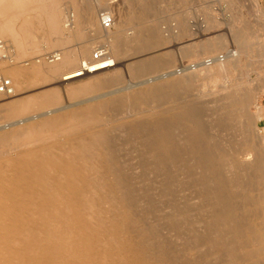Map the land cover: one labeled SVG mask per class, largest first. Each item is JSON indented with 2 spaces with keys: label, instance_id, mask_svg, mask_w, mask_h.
Returning <instances> with one entry per match:
<instances>
[{
  "label": "bare ground",
  "instance_id": "1",
  "mask_svg": "<svg viewBox=\"0 0 264 264\" xmlns=\"http://www.w3.org/2000/svg\"><path fill=\"white\" fill-rule=\"evenodd\" d=\"M100 2L101 0H90L89 5L98 6ZM83 6L85 7V3ZM60 11L57 0H0V36L10 37L15 44V47L12 44L11 57L6 59L0 54V75L11 80L15 90L14 97L21 95L20 91L24 88H31L36 80L41 81L40 84L48 83L47 86L53 80L69 86L72 81L89 75V82L69 86L68 95L72 99L118 82L99 76V73H105L114 67L116 59L110 60L106 65L95 63L93 56L90 58V51L96 43L93 37L80 40L81 49H76L77 53L62 47L70 41L64 40L65 37L63 40L59 39V34L64 32L58 16ZM78 17L76 20L89 24L94 34L101 36L104 31L101 41L109 43L112 54L119 56L120 38L126 24L113 18L117 33L112 34L109 30H103L100 25L101 31L93 18L86 21V18ZM36 38L40 39L35 40ZM40 43H48L49 48H59V51L51 53V62H45V59L41 62L40 56L38 63L34 59L37 55L34 57L31 53L34 58L31 56L24 61L27 64L20 66L21 64L16 63L21 56L31 55L28 52L33 49L26 48L27 46L35 47V44ZM238 58V55L234 58L236 63ZM227 63L222 60L214 66L217 68L208 66V76L213 74L214 69H218V73L219 70L226 71L229 68ZM192 76V79H197L199 75L196 73ZM149 92L153 93L152 97L161 98L156 89L148 90ZM27 95L25 99L17 97L12 100L0 95V113L5 112L9 117L21 119L28 115L25 119L9 122L7 126L0 125V129H4L21 125L22 122L28 123L25 127L0 133V264H208V259L213 264H221L228 252L231 255L223 264H240L241 259L245 261L242 264H264L263 225L256 227L254 222L252 224L246 218L241 219L233 205L237 193L244 186L240 183V173L255 169L260 172L259 178L264 179L260 158L257 153H253L252 148L236 153L233 158L231 154L224 152L214 156L195 150L201 147L196 142L199 139L197 132L200 125L196 127V123L190 120L191 110L188 109L178 112L179 108L175 111L184 118H180L178 122L172 119L175 117L173 111L169 112L170 122L152 119L149 123V142H146L147 147L151 148V155H159L157 158L162 155L163 159L165 156L166 160L161 163L166 164L170 156L173 159L175 153L184 147V141H191V172L193 175L196 173L199 186L205 189L203 200L195 198L193 200L197 201L185 203L186 208L182 202H176L172 206L166 203L167 206L162 207L161 203L168 200L167 197L172 189L175 191L176 184L171 181L167 169L157 170L154 175L152 168L144 170L156 180L153 184L150 183L151 193L147 190L148 185L136 183L134 179L133 183L127 184L123 175L129 169L116 157L112 143L114 138L103 123L105 115H102V111L108 104L77 108L79 104L73 102L74 104L61 106L57 90H45L36 96ZM140 99L142 98L139 96H131L127 100L134 104ZM116 104L120 103L111 105ZM239 110L243 109L239 106ZM187 114L190 117L188 119ZM194 118L197 117L192 119ZM170 123L173 124L171 128L168 127ZM138 128L140 127H136ZM177 131L182 135H174ZM225 159H229L230 163L227 161L229 164L225 167L221 165L220 169L219 163H224ZM222 169L225 172L222 173ZM206 199H210L209 202ZM204 202H208V212L202 213L208 215L198 219L200 212L197 210H201ZM262 202V199L258 202L259 208ZM220 208L225 213L216 212ZM185 227L186 231L188 227L190 229L189 238L185 240L189 245L187 248L184 247L182 236ZM201 232L207 236L202 234L206 238L198 241L196 236ZM219 242H223L224 248H221ZM235 252H240L241 258L240 255L236 257ZM221 253H224V259Z\"/></svg>",
  "mask_w": 264,
  "mask_h": 264
},
{
  "label": "rangeland",
  "instance_id": "2",
  "mask_svg": "<svg viewBox=\"0 0 264 264\" xmlns=\"http://www.w3.org/2000/svg\"><path fill=\"white\" fill-rule=\"evenodd\" d=\"M70 1L71 0H57L61 10L58 16L61 20L62 30L65 32H63L64 35L62 40L64 37H67L68 39L64 38V40L70 41V43L62 45L64 49L67 47V51L71 50L77 53V50L81 49L80 42H75L70 38L74 29L69 26L74 23L78 16V19L86 18V21L87 19L89 20V18H93L94 21L96 20L100 30V14L104 11L112 15L117 21L119 20L122 21L124 25L126 24L123 27L124 32L121 34L122 37L120 39L122 41L119 47L120 53L123 52L121 54L119 53V56L112 54V46L109 43L104 40L101 41L102 35L105 33L103 30H101L103 31L101 36L100 34H94V31L91 30V37L96 39V43L92 46L90 58L98 50L104 49L110 60L116 59V65L109 68L105 73H99V76L105 79L108 78L107 80H116V82L118 80V82L97 92L88 93L79 98L72 99L68 95L69 86L89 82L91 80L89 75L82 76L72 81L69 83V86L60 81L55 82L56 80H53L54 82L52 81L47 86L48 83L40 84L41 81L36 80L31 87L33 89L24 88L20 91V93H22L21 95L7 100H12L17 97L25 99L27 98V94V96H36L45 90H57V97L60 100L61 106L71 105L73 102L77 105L79 104L77 108L86 105L100 106V104H108L102 111V115H105L103 117V123L110 130L111 137L114 138L112 143L115 146L114 150L116 151V157L129 169V171H124L123 175L126 182H128L127 184L133 183L134 180L136 183L146 184L148 185L147 190L151 193L150 183L153 184L156 180L152 179V176L150 177L149 172H144V170L149 168H152L154 175L157 170V172H159L160 170L167 169L171 181L176 184L175 191H173V189L170 191L167 197L168 200L161 203L162 207H166L167 204H171L172 206L176 202H182L186 208L185 203H193L198 199L203 200V195H205V189L199 186L196 173L193 175L191 172L193 171L191 168L192 161L190 159V157H192L191 150H193L191 146L193 143H191V141L183 140L185 142V148L182 146L183 148L181 147L179 149L180 152L178 151V153H175L174 157L176 159L174 157L171 159L170 156L166 164H162V160H166L165 156H163L164 159L161 158L162 155H160L159 158H157L159 155H156V157L155 155L152 156L150 153L151 148L147 147L146 142H149L150 121L159 118L162 121L170 122L172 120H170L169 112L172 113L173 111V115L179 119L174 116L172 119H176L175 121L178 122L184 119L179 113L177 114L175 112L179 108L180 109L177 110L178 112L188 109L191 110L190 117H197L192 119L188 114V117L186 115L187 119L190 118V120L196 123V127L200 125L198 126L200 127L199 133L197 132L199 139L196 140V142L201 145V147L195 150L208 152L209 155L214 156L220 152H224L229 155L231 154L233 158L236 153H241V151L244 152V150H251L252 148L253 153H257L256 155L260 158L262 169H264V0H101L100 6L89 5L90 0ZM83 2L85 3V7L83 6ZM73 7L76 10L73 9ZM76 11L79 12V14ZM69 23H71V25H68ZM87 25L89 29L90 26L89 24ZM144 27L147 28L145 29ZM149 28L151 29L147 30ZM109 32L115 34L117 33V29L113 27ZM6 37L0 36V39H4L8 46H11L9 47V51H7V56L11 57V54H13L12 47H15V44H13L10 37ZM38 39L40 38H36L35 40ZM217 39L221 41V43ZM97 40H99V42ZM140 40L141 42H139ZM47 44L48 43L35 44V47L27 46L26 48L33 49L29 50L28 55L32 53L34 57L35 54L38 57L36 56L34 58L32 54L29 56L27 55L28 57L21 56L17 61L15 60L16 63L19 65L21 64L20 66L25 65L27 62L24 61H27L31 56L36 59L38 63H40L41 60L44 61V59L45 62H51L50 55H53L51 53L59 51V48H49L50 45ZM209 45L212 48L209 47ZM237 55L239 58L236 63L234 58ZM217 57H223L221 60L225 63L228 62L229 68L226 71L219 70V73L218 69H214L213 74L208 76V66L201 65V61L210 58L216 59ZM230 61L231 64L233 63L232 65ZM219 62L221 61L214 60L209 67L212 68ZM200 71H205L207 73H198ZM196 73L199 76L197 79L193 78V80L192 75ZM187 78L189 79L187 80ZM210 79L213 80L211 81ZM206 82H208V86H206ZM152 89L158 91L157 93L161 96L160 99L152 97L153 93H148V90L152 91ZM28 90L30 91L27 92ZM240 95L242 96L240 97ZM131 96H139L142 98L140 99L142 101L139 100L140 102L137 101L134 102V104L130 103L127 99ZM249 96L251 98H249ZM120 98L122 100H120ZM102 101L104 102L102 103ZM112 103L120 104L112 106ZM242 105L245 107H242ZM173 106L176 107L174 108ZM239 106L243 110H239ZM1 114L3 118L0 117V125L3 126H7L9 122L13 123L25 119V117L28 116L26 114L22 116L24 118L21 119L18 117H9L5 112L0 113V116ZM125 120L129 121V123H126L127 121ZM27 124V122H22V124L18 126H8L4 129H0V133L10 132L17 127H25ZM172 125L173 124L170 123L168 127L171 128ZM136 127L140 128L136 129ZM180 134L182 135L180 131H177V134L174 133L176 136ZM140 136L142 138H140ZM184 154L186 157H184ZM227 161L229 162L230 160L225 159L224 163L221 161L219 163V168L221 169L223 165L224 167L228 165L230 162L228 163ZM162 167L165 168L162 169ZM221 172L223 173L225 171L222 169ZM222 173L219 175H222ZM242 174L240 173L242 176L240 183L244 186L237 193L234 200L235 203H233L237 209L236 214L243 220L246 218L248 222H254L256 227L262 224L264 228V179L261 180L259 178L260 172L257 170L255 171V169ZM141 177L142 180H140ZM223 179L225 180V177ZM223 195L225 196V192H223ZM195 198L197 200H193ZM170 199L171 201H169ZM261 199L263 202L262 205H260L261 208H259L258 202L261 201ZM209 200L210 199H206L205 201L209 202ZM208 202L207 204L205 202V204L203 203V206L200 207V211L195 207V210H197L198 213L200 212V215L197 214V216H200L198 219L207 217L206 215H208V213L205 214L202 213V211L208 212ZM220 211H222L221 208L216 212L220 214ZM222 213L225 212L222 211ZM189 232V227L187 231L185 227L182 235L184 236L183 241L185 248L189 246L188 242H185V240L189 238ZM202 234L206 235V233L201 232L196 236L198 241L199 239L204 240L206 238L207 235L202 236ZM169 238H171V235ZM219 243L218 248L220 245L222 246L221 248H224L222 245L223 242L222 244L220 243V245ZM227 244L225 247L228 246ZM186 252H188V249ZM222 252L225 251L222 250ZM239 253L236 254L235 252V256L237 257V255H240ZM221 254L223 256L224 253ZM229 254L230 252L226 254L227 256H224L228 258ZM193 255L195 256L196 254L194 253ZM232 255L234 256V253ZM224 256L222 257L223 259L225 258ZM241 256L242 254L240 258ZM222 258L220 261L223 260ZM226 258L223 260V263H226ZM240 261V264L245 262L243 259ZM220 263L223 264L222 262ZM236 263H238V261H236ZM208 264H213V262L208 259Z\"/></svg>",
  "mask_w": 264,
  "mask_h": 264
},
{
  "label": "built area",
  "instance_id": "3",
  "mask_svg": "<svg viewBox=\"0 0 264 264\" xmlns=\"http://www.w3.org/2000/svg\"><path fill=\"white\" fill-rule=\"evenodd\" d=\"M100 24L103 30L108 31L114 27V20L113 16L110 15L108 12H102L100 14ZM7 51H9V46L6 41L0 39V54L3 58L8 59ZM53 57V55H51ZM223 57H217L216 59H205L201 61V65L209 66L211 65L214 60H221ZM52 59V58H51ZM53 60V59H52ZM93 61L95 63H100L101 65H106L110 61L109 56L107 55L106 51L98 50L93 54ZM222 61V60H221ZM108 67V66H107ZM106 67V68H107ZM0 95L4 99H11L15 96V90L11 80L5 76L0 75Z\"/></svg>",
  "mask_w": 264,
  "mask_h": 264
},
{
  "label": "crops",
  "instance_id": "4",
  "mask_svg": "<svg viewBox=\"0 0 264 264\" xmlns=\"http://www.w3.org/2000/svg\"><path fill=\"white\" fill-rule=\"evenodd\" d=\"M76 22V23H75ZM84 22V23H83ZM87 23L85 21L82 20H75L72 28H74V32L71 33V38L75 41V42H81L80 40L82 39H87L89 40L91 37V28L89 27L88 29V25H86ZM85 26V27H84ZM84 27V28H83ZM87 28V29H86ZM80 32V34H79ZM84 32V33H83ZM62 34V35H60ZM59 34V39L63 37L64 33H60ZM78 34V35H77ZM81 35V36H80ZM62 36V37H61ZM78 37V38H77ZM83 37V38H82Z\"/></svg>",
  "mask_w": 264,
  "mask_h": 264
}]
</instances>
